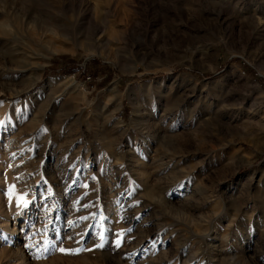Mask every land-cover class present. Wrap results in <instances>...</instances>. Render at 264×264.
Masks as SVG:
<instances>
[{
	"label": "rangeland",
	"instance_id": "rangeland-1",
	"mask_svg": "<svg viewBox=\"0 0 264 264\" xmlns=\"http://www.w3.org/2000/svg\"><path fill=\"white\" fill-rule=\"evenodd\" d=\"M0 264H264V0H0Z\"/></svg>",
	"mask_w": 264,
	"mask_h": 264
},
{
	"label": "snow or ice",
	"instance_id": "snow-or-ice-1",
	"mask_svg": "<svg viewBox=\"0 0 264 264\" xmlns=\"http://www.w3.org/2000/svg\"><path fill=\"white\" fill-rule=\"evenodd\" d=\"M119 243H120V241L117 240V245H119ZM100 246H102V245H100ZM59 251H61V252H65V251H73V250H66V249H64V248H60Z\"/></svg>",
	"mask_w": 264,
	"mask_h": 264
}]
</instances>
